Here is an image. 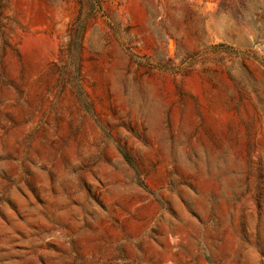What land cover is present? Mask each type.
I'll return each mask as SVG.
<instances>
[{"label":"rangeland","instance_id":"obj_1","mask_svg":"<svg viewBox=\"0 0 264 264\" xmlns=\"http://www.w3.org/2000/svg\"><path fill=\"white\" fill-rule=\"evenodd\" d=\"M0 264H264V0H0Z\"/></svg>","mask_w":264,"mask_h":264}]
</instances>
